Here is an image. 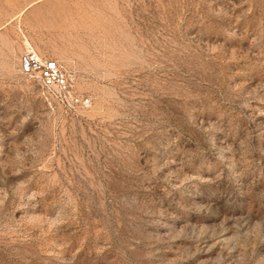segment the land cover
I'll return each instance as SVG.
<instances>
[{
  "label": "rangeland",
  "instance_id": "374dc122",
  "mask_svg": "<svg viewBox=\"0 0 264 264\" xmlns=\"http://www.w3.org/2000/svg\"><path fill=\"white\" fill-rule=\"evenodd\" d=\"M0 264H264V0H0Z\"/></svg>",
  "mask_w": 264,
  "mask_h": 264
},
{
  "label": "built area",
  "instance_id": "2783aa9c",
  "mask_svg": "<svg viewBox=\"0 0 264 264\" xmlns=\"http://www.w3.org/2000/svg\"><path fill=\"white\" fill-rule=\"evenodd\" d=\"M18 64L24 76L36 79L43 97L56 102L65 111L77 112L91 107V99L76 92L72 75L57 60L40 56L28 44L21 52Z\"/></svg>",
  "mask_w": 264,
  "mask_h": 264
},
{
  "label": "bare ground",
  "instance_id": "6f19581e",
  "mask_svg": "<svg viewBox=\"0 0 264 264\" xmlns=\"http://www.w3.org/2000/svg\"><path fill=\"white\" fill-rule=\"evenodd\" d=\"M28 45V44H27Z\"/></svg>",
  "mask_w": 264,
  "mask_h": 264
}]
</instances>
